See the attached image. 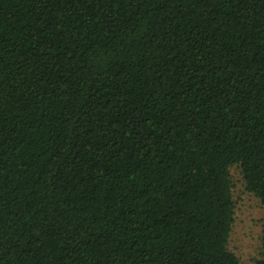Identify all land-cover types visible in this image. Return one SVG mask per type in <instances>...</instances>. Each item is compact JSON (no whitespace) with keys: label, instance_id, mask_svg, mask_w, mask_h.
I'll return each instance as SVG.
<instances>
[{"label":"trees","instance_id":"obj_1","mask_svg":"<svg viewBox=\"0 0 264 264\" xmlns=\"http://www.w3.org/2000/svg\"><path fill=\"white\" fill-rule=\"evenodd\" d=\"M235 163L264 204V0H0V264H242Z\"/></svg>","mask_w":264,"mask_h":264},{"label":"rangeland","instance_id":"obj_2","mask_svg":"<svg viewBox=\"0 0 264 264\" xmlns=\"http://www.w3.org/2000/svg\"><path fill=\"white\" fill-rule=\"evenodd\" d=\"M230 177L235 208L227 246L242 264H254L263 251L264 204L247 190L238 163L230 166Z\"/></svg>","mask_w":264,"mask_h":264}]
</instances>
